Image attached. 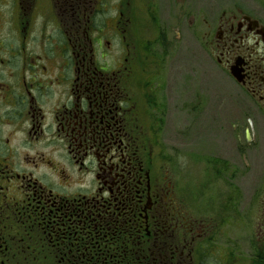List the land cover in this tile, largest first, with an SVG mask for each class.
<instances>
[{"label": "flooded vegetation", "instance_id": "obj_1", "mask_svg": "<svg viewBox=\"0 0 264 264\" xmlns=\"http://www.w3.org/2000/svg\"><path fill=\"white\" fill-rule=\"evenodd\" d=\"M119 3L14 0L0 15V264H264V0ZM148 22L239 88L258 126L245 131L260 153L255 201L239 204L230 181L201 186L227 201L190 196L151 111L171 81L159 41L143 48L161 68L139 75L149 60L133 31Z\"/></svg>", "mask_w": 264, "mask_h": 264}, {"label": "rangeland", "instance_id": "obj_2", "mask_svg": "<svg viewBox=\"0 0 264 264\" xmlns=\"http://www.w3.org/2000/svg\"><path fill=\"white\" fill-rule=\"evenodd\" d=\"M13 3L14 0H0V15L8 14ZM105 4L112 14L120 3L119 0H105ZM133 32L136 37L139 34L144 36L136 42L141 47L138 54L149 60H142L143 65L139 64L141 79H154L156 70L161 68L151 67V63L158 62L147 57L149 49L143 48L147 41L160 42L163 51H167L164 59L170 55V60L161 63L164 64L163 75L159 77L171 80L170 85L160 95L159 103L153 100L151 111L160 122H157L160 124V142L172 156L173 164L184 168L182 175L186 184L189 183L190 196L203 198L205 202L227 201L229 189H201V186L227 187L230 181L236 188L234 194L239 204L249 201V192H255V201L254 195L260 189L249 188L260 186L257 182L262 177L260 153L255 144L245 142V131L248 129L253 133L258 126L253 120L249 123L250 114L243 106L237 85L193 43L185 45L180 42L173 28L168 30L165 27V34L159 35L148 22L147 28ZM185 104L188 106L186 111L182 108ZM218 159L226 161L224 165L230 166V171L227 169L223 173L220 166L219 172L222 163L216 161ZM194 210H197L195 205ZM234 228L235 225L230 229L231 234ZM211 262L209 258V264Z\"/></svg>", "mask_w": 264, "mask_h": 264}]
</instances>
